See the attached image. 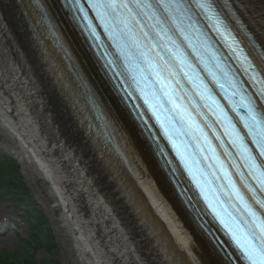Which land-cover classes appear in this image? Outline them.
<instances>
[{"label":"bare ground","instance_id":"obj_1","mask_svg":"<svg viewBox=\"0 0 264 264\" xmlns=\"http://www.w3.org/2000/svg\"><path fill=\"white\" fill-rule=\"evenodd\" d=\"M231 1L264 51V0ZM64 15L55 0H0V121L18 156L49 182L82 259L228 264ZM89 96L112 145L88 129Z\"/></svg>","mask_w":264,"mask_h":264},{"label":"snow or ice","instance_id":"obj_2","mask_svg":"<svg viewBox=\"0 0 264 264\" xmlns=\"http://www.w3.org/2000/svg\"><path fill=\"white\" fill-rule=\"evenodd\" d=\"M68 2L78 14L83 13L79 16L80 19L89 21L88 29L93 38L97 40L102 38L97 31L98 23L115 45L118 53L116 58L119 60L120 57H125L121 64L126 62L127 58L134 57L135 69L147 73L149 77H155L150 82L163 96L169 95L170 88L166 73L176 62L183 64L181 57L171 51L164 42L169 29L163 26L169 25L183 34L180 25L188 21V27H192L193 18L200 15L212 20L215 31L225 40L231 38L228 47L240 62L243 72L248 74V79L255 84H264V75L252 62L243 48V42L224 16L223 10L230 9V0H68ZM85 3L88 5L87 8L84 7ZM89 12L93 15L90 16ZM46 15L45 13V17ZM237 23L244 28L242 22L237 20ZM257 53L264 59V51L257 49ZM171 74L175 75L174 72ZM132 79L135 80L136 77L133 76ZM237 84H242V81L236 80L231 84L232 96H240V108L243 112L235 107L231 110L241 117L244 131L232 125L234 135L229 134V138L233 147L240 152V159L245 161L244 167L249 170L251 180L258 184L260 193H264V160L257 162V156L251 147L254 146L258 156L264 158V88H260L257 95L252 96L243 87L237 88ZM218 86L224 87L219 83ZM168 102L172 103L171 100ZM205 142H208L206 136ZM216 159L218 160V157ZM233 167L236 165L233 164ZM257 169H261L259 174L256 172ZM220 170L224 171L223 162H220ZM217 179H227L231 193L229 199L236 202L231 206L239 205L236 207L239 214V224L236 227L238 230L241 226L243 228L240 238H236L239 250L248 264H264V198H256L259 194L250 182L243 184V188L252 193L251 197H246L227 171H224L223 177ZM240 179L247 181L248 177L241 173ZM229 216L235 220L231 214Z\"/></svg>","mask_w":264,"mask_h":264},{"label":"rangeland","instance_id":"obj_3","mask_svg":"<svg viewBox=\"0 0 264 264\" xmlns=\"http://www.w3.org/2000/svg\"><path fill=\"white\" fill-rule=\"evenodd\" d=\"M17 151L10 134L0 121V159L12 160L19 168V175L25 184L24 189L28 198L34 201L37 211L42 212L47 219L48 227L54 239L55 247L53 250L49 251L44 246H40L36 258L53 256L59 264H86L77 250L73 238H71V233L60 220L63 207L58 204V198L51 191L49 182L36 175L32 166L18 156ZM0 189L2 188L0 187ZM21 194V192L15 194L17 200L24 197ZM0 217H2L0 218V250L11 253L22 248V239L27 238V218L24 206L21 205L17 208L10 201V196H4L3 199L0 198Z\"/></svg>","mask_w":264,"mask_h":264},{"label":"trees","instance_id":"obj_4","mask_svg":"<svg viewBox=\"0 0 264 264\" xmlns=\"http://www.w3.org/2000/svg\"><path fill=\"white\" fill-rule=\"evenodd\" d=\"M8 160L6 158L0 159V187L2 188L0 189V198L10 196V201L17 208L21 205L24 206L27 218V238L22 239V248L14 252L0 250V264H59L53 256L36 258L40 246H44L49 251L53 250L55 247L54 239L48 227L47 219L42 212L37 211L34 201L28 198L24 189L25 184L19 175V168L12 160ZM20 192L24 197L17 200L15 194H20Z\"/></svg>","mask_w":264,"mask_h":264},{"label":"water","instance_id":"obj_5","mask_svg":"<svg viewBox=\"0 0 264 264\" xmlns=\"http://www.w3.org/2000/svg\"><path fill=\"white\" fill-rule=\"evenodd\" d=\"M88 103L93 111L92 118L89 120L90 123L88 125V129L94 131L97 137L101 138L106 145H112L105 119L91 96L88 97Z\"/></svg>","mask_w":264,"mask_h":264}]
</instances>
